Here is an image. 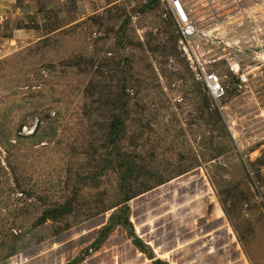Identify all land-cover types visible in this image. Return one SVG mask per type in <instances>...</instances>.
<instances>
[{
    "label": "rangeland",
    "instance_id": "374dc122",
    "mask_svg": "<svg viewBox=\"0 0 264 264\" xmlns=\"http://www.w3.org/2000/svg\"><path fill=\"white\" fill-rule=\"evenodd\" d=\"M10 4L0 264H264L263 52L213 101L160 0Z\"/></svg>",
    "mask_w": 264,
    "mask_h": 264
},
{
    "label": "built area",
    "instance_id": "2783aa9c",
    "mask_svg": "<svg viewBox=\"0 0 264 264\" xmlns=\"http://www.w3.org/2000/svg\"><path fill=\"white\" fill-rule=\"evenodd\" d=\"M160 2L175 22L179 44L213 101L222 100L227 88L218 70L209 69L211 64H224L242 83L247 82L244 72L250 70V63L245 58L261 51L264 57V46H253L264 43V0Z\"/></svg>",
    "mask_w": 264,
    "mask_h": 264
},
{
    "label": "crops",
    "instance_id": "0c3cea01",
    "mask_svg": "<svg viewBox=\"0 0 264 264\" xmlns=\"http://www.w3.org/2000/svg\"><path fill=\"white\" fill-rule=\"evenodd\" d=\"M5 3L7 2V4L9 3V6L12 7V9L14 8V6L12 4H10L12 2V0H0V3Z\"/></svg>",
    "mask_w": 264,
    "mask_h": 264
}]
</instances>
